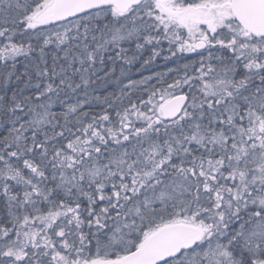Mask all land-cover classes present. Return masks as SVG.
Instances as JSON below:
<instances>
[{"label":"snow or ice","instance_id":"1","mask_svg":"<svg viewBox=\"0 0 264 264\" xmlns=\"http://www.w3.org/2000/svg\"><path fill=\"white\" fill-rule=\"evenodd\" d=\"M0 264H264V0H0Z\"/></svg>","mask_w":264,"mask_h":264},{"label":"trees","instance_id":"2","mask_svg":"<svg viewBox=\"0 0 264 264\" xmlns=\"http://www.w3.org/2000/svg\"><path fill=\"white\" fill-rule=\"evenodd\" d=\"M168 67H174L175 65H172V64H168L167 65ZM154 71H163L165 70V63L162 59H158L156 64L154 65V68H153ZM150 72H144L143 75H149ZM139 75L138 73H136L135 69H133V78H136V79H139ZM115 90V85H113L112 87H109L108 91L109 92H112Z\"/></svg>","mask_w":264,"mask_h":264}]
</instances>
